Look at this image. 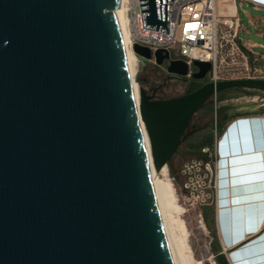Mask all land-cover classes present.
<instances>
[{"label":"water","instance_id":"water-1","mask_svg":"<svg viewBox=\"0 0 264 264\" xmlns=\"http://www.w3.org/2000/svg\"><path fill=\"white\" fill-rule=\"evenodd\" d=\"M169 1L139 0L143 28L168 34ZM119 6L0 0V264H173L140 123L160 170L209 97L264 91L259 79L205 83L168 100L140 90L137 112ZM154 56L168 74L187 75L183 61ZM192 67L202 81L211 64Z\"/></svg>","mask_w":264,"mask_h":264},{"label":"crops","instance_id":"crops-1","mask_svg":"<svg viewBox=\"0 0 264 264\" xmlns=\"http://www.w3.org/2000/svg\"><path fill=\"white\" fill-rule=\"evenodd\" d=\"M241 21L238 44L264 66V0H217ZM215 229L228 264H264V114L231 119L217 136Z\"/></svg>","mask_w":264,"mask_h":264},{"label":"rangeland","instance_id":"rangeland-1","mask_svg":"<svg viewBox=\"0 0 264 264\" xmlns=\"http://www.w3.org/2000/svg\"><path fill=\"white\" fill-rule=\"evenodd\" d=\"M252 41L264 45V39ZM256 52L264 54L263 49H256ZM221 54L224 61L220 66L219 63L217 64L218 68L226 67L228 61L225 59L226 48H223ZM245 56L249 70L236 74L235 77L241 76L242 79H245V76L248 75L250 78L264 81V66L246 54ZM133 69L135 72L133 82L151 100H168L181 97L186 93L188 85L177 80L176 76L168 74L165 64L157 66L145 63L135 66V61H133ZM260 108H264V91L258 88L238 87L224 92L220 96L215 94L209 97L191 116L184 135L188 134L186 138L188 139L194 134L190 142H197L203 137V134L214 131L215 120L219 113L226 112L228 116H234L253 112ZM188 145L179 146L177 152L163 167L167 173L165 178L159 177L157 175L159 172L156 175L173 188L176 209L171 211V225L181 250L178 255L179 264H216L212 250V236L202 216V208L205 206L214 207V203H212L209 189L203 188V182L195 176L198 172L203 171V168L190 159Z\"/></svg>","mask_w":264,"mask_h":264},{"label":"built area","instance_id":"built-area-1","mask_svg":"<svg viewBox=\"0 0 264 264\" xmlns=\"http://www.w3.org/2000/svg\"><path fill=\"white\" fill-rule=\"evenodd\" d=\"M119 10L127 32V49L134 58L135 66L145 63L156 65L154 54L161 50L169 54L170 60H181L187 65V75L179 77L183 80L192 78L196 71L192 67L194 61L211 64L206 76L207 83L242 79L241 76L235 75L249 70L247 57L237 42L241 21L235 15H221L217 11V0L169 1L168 34L162 32V26L158 27V31L143 28L139 0H120ZM135 45L148 49L151 58L146 60L136 55L133 51ZM223 48H226L225 59L228 61L226 67L218 68L217 64L220 66L224 61L221 54ZM164 64L167 67L168 62ZM245 77L255 79L248 75ZM217 136L214 135L212 150L202 149V153L208 155V161L192 160L203 168V171L195 176L203 182V188L209 189L214 207L216 199L214 145Z\"/></svg>","mask_w":264,"mask_h":264},{"label":"bare ground","instance_id":"bare-ground-1","mask_svg":"<svg viewBox=\"0 0 264 264\" xmlns=\"http://www.w3.org/2000/svg\"><path fill=\"white\" fill-rule=\"evenodd\" d=\"M117 15L119 17L120 26H121L122 39H123V44H124V49H125V54H126V61H127L128 71H129V77L131 81L133 100H134L137 112H139V109L141 106V96H140V89L133 82L134 74H135L134 69H133L134 58L127 49L128 37H127V32L125 30L124 22H123V19L121 18L119 9L117 10ZM180 120H182V118L176 119L174 122L175 125H177L180 122ZM140 127H141L143 143H144V147H145V151L147 155L149 170H150L151 179H152L153 191L155 195V200H156L161 224L163 227V231L165 234V238L168 244V248L171 254L173 264H179L178 255L181 250H180L178 240H176L177 238L175 237L173 233V227L171 225V222H172L171 211L176 209L175 208L176 206H174L175 198L173 195V188L168 182H165L163 179L159 178V177L165 178L167 176L166 169L162 168L160 170H156L154 163H153L152 156H151L150 143H149L147 134L144 130L142 123H140ZM156 174L159 177H157ZM177 211L179 210L177 209Z\"/></svg>","mask_w":264,"mask_h":264},{"label":"trees","instance_id":"trees-1","mask_svg":"<svg viewBox=\"0 0 264 264\" xmlns=\"http://www.w3.org/2000/svg\"><path fill=\"white\" fill-rule=\"evenodd\" d=\"M240 48L244 51V49L240 46ZM177 80L183 81L186 83L187 89H186V94L195 91L196 89L200 88L203 86L205 83H207L206 79L202 81L194 80L193 78H190L189 80H183L182 78L175 77ZM235 88H230L227 90H224L220 93H217L216 96H220L222 93L227 92L229 90H232ZM259 114H264V108H260L256 111L253 112H248L244 114H239V115H234V116H228L226 112H221L218 114L216 120H215V125H214V131H208L207 133L203 134V137L197 141V142H190V138L185 139L182 141L181 145L184 144H189L188 149L190 153V159L191 160H201V161H208L209 157L207 154L202 153V149L208 148L212 150L213 144H214V135H219L226 125L228 121L231 119H234L236 117L240 116H245V115H259ZM180 145V147H181ZM202 216L203 220L205 221L206 227L209 230L211 236H212V250L214 253V259L216 264H228L225 256L220 253V245L218 242L217 234H216V229H215V212H214V207L213 206H205L202 208Z\"/></svg>","mask_w":264,"mask_h":264},{"label":"snow or ice","instance_id":"snow-or-ice-1","mask_svg":"<svg viewBox=\"0 0 264 264\" xmlns=\"http://www.w3.org/2000/svg\"><path fill=\"white\" fill-rule=\"evenodd\" d=\"M262 218H264V213H262Z\"/></svg>","mask_w":264,"mask_h":264}]
</instances>
